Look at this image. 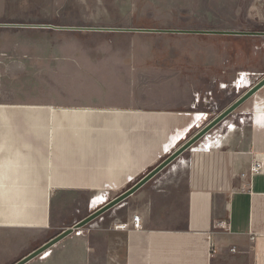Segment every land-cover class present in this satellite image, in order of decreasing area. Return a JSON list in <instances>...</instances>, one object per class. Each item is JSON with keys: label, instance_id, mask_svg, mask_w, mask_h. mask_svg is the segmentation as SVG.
I'll list each match as a JSON object with an SVG mask.
<instances>
[{"label": "crops", "instance_id": "obj_1", "mask_svg": "<svg viewBox=\"0 0 264 264\" xmlns=\"http://www.w3.org/2000/svg\"><path fill=\"white\" fill-rule=\"evenodd\" d=\"M197 21L192 13H133V0H0V264L24 259L94 212H77L91 197H117L164 161L175 151L166 154L169 138L203 123L193 126L195 115L203 117L194 110L218 89L217 72L227 77L236 67L218 61L222 51L212 45L201 59L198 46L87 43L77 52L71 45L64 58L56 50L44 62L82 69L91 86L71 92L64 106H45L41 27L1 25L49 23L133 40V31L90 29L195 31ZM252 75L259 81L264 69ZM182 174V225H169L172 193L145 192L129 214H140L143 228L100 225L27 264H264V100L192 151ZM222 221L229 232L217 228Z\"/></svg>", "mask_w": 264, "mask_h": 264}, {"label": "rangeland", "instance_id": "obj_2", "mask_svg": "<svg viewBox=\"0 0 264 264\" xmlns=\"http://www.w3.org/2000/svg\"><path fill=\"white\" fill-rule=\"evenodd\" d=\"M133 13H147L151 15H189V13H192L198 17L197 24H195L196 27L201 28L195 31H242L264 33V0H133ZM1 26L21 29L43 26L41 27L43 34L42 95L43 105L45 106H50V104H55V102L58 103V107L64 106L60 104L66 103V97L71 95V92L81 91L83 89L86 90L91 86L90 78L79 72L82 69L67 67V64L61 61H57V67H50L44 62L49 60L51 56L55 54L56 50L58 59L64 58L68 47L71 45L75 47L77 52H81L83 44L87 43H148L153 44L154 48L162 44L172 47L180 45L188 48L198 46V51L200 52L198 58L200 59L204 54L201 48L205 49L209 45L218 48L222 51L221 54L219 53L217 56L218 61L222 59L224 61H234L236 67L230 76L225 75L227 77H224L220 70L217 72L219 78L217 84L218 89L209 91L211 95L204 98L194 110L203 114V117L195 115L196 122L193 126H199V123L202 122L204 118L203 123H200V127L203 126L205 122H208L217 112L225 109L226 106L232 104L255 85L258 82L259 75L252 74L259 73L264 69V36H193L166 33L143 34V32L135 31L133 32L132 40L131 36L117 34H94L84 36L81 35V31H78V29L82 28L53 25L49 23H18L15 25L4 24ZM133 29L143 30L142 28ZM197 38H199L198 42ZM227 48L229 49L228 52ZM222 78L227 81H220ZM262 95L259 94L246 102L245 106H241L236 110L213 129L207 137L203 138L193 148L186 151L137 193L87 225L88 228L91 230L100 225H113L116 220L126 222L130 212L141 204L139 197L145 192L172 193V197H174L177 205V210L171 218L169 225H182L183 219L185 218V211L183 204H181L178 199H181V196L186 192V179L182 174V169L190 154L192 151L200 149L202 145L214 139L216 136L226 134L231 127L237 126L242 115L248 108L250 109L256 103L264 100V96ZM54 96L57 97V100L50 99V97ZM165 108H167V106ZM180 110L185 109L181 108ZM170 120L171 119H169V121ZM58 123H65L63 116L58 117ZM200 127L191 131L186 130L176 133L169 138V143L167 145L165 144L167 147V149H165L167 152L166 154H171L174 150L182 146V144L191 138ZM65 135L66 133L64 131L58 132V138L65 139ZM58 154L59 156H66V149L59 148ZM156 165L157 163L148 165V170L154 168ZM142 172L144 174L146 171ZM114 198L116 197L113 195H96L91 197L88 202H84V205H82L77 212L79 215H82L80 213L81 209H88V212H92L93 210L96 211V209H99ZM157 202L160 203V200ZM88 231L89 230L84 229V233H88Z\"/></svg>", "mask_w": 264, "mask_h": 264}, {"label": "water", "instance_id": "obj_3", "mask_svg": "<svg viewBox=\"0 0 264 264\" xmlns=\"http://www.w3.org/2000/svg\"><path fill=\"white\" fill-rule=\"evenodd\" d=\"M43 27V26H38ZM90 30H102V31H133V32H146V33H166V34H212V35H231V36H264V33L258 32H242V31H180V30H137V29H90ZM264 89V77L260 79L255 85H253L249 90H247L243 95H241L237 100H235L230 106L223 110L218 116H216L212 121L205 125L200 131L193 135L188 141H186L182 146L175 150L171 155H169L164 161L157 165L154 169L149 171L144 177H142L137 183H135L131 188L117 196L110 202L106 203L86 218L78 222L73 227L65 229L62 233L51 239L41 248L37 249L24 259L18 261L15 264H27L33 259L47 253L54 245L62 241L66 237L72 235L75 231L84 228L90 223L94 222L96 219L104 215L109 210L120 205L122 202L127 200L129 197L137 193L141 188H143L147 183L159 175L163 170L175 162L180 156H182L186 151L193 148L199 141L207 137L210 132L215 129L219 124L226 120L230 115H232L236 110L243 106L246 102L254 98Z\"/></svg>", "mask_w": 264, "mask_h": 264}, {"label": "built area", "instance_id": "obj_4", "mask_svg": "<svg viewBox=\"0 0 264 264\" xmlns=\"http://www.w3.org/2000/svg\"><path fill=\"white\" fill-rule=\"evenodd\" d=\"M260 170H261V167L259 164H257L252 169V174L259 173ZM242 177L244 178V177H246V175L243 174ZM112 227L117 231H123V232H130L132 229H141V228H143V218L140 214H134L130 218H128V220L126 222H123L121 220H116V222L112 225ZM217 228L221 229L224 232H229L230 231V224H229V222L222 221V222H219L217 224ZM84 229L89 230L88 232L91 231L88 228V226H85L84 228L75 231V233H73V234H75L77 236L83 235ZM48 254H49V252L45 253L42 257H46Z\"/></svg>", "mask_w": 264, "mask_h": 264}, {"label": "flooded vegetation", "instance_id": "obj_5", "mask_svg": "<svg viewBox=\"0 0 264 264\" xmlns=\"http://www.w3.org/2000/svg\"><path fill=\"white\" fill-rule=\"evenodd\" d=\"M185 35H198V36H231V35H212V34H185Z\"/></svg>", "mask_w": 264, "mask_h": 264}]
</instances>
